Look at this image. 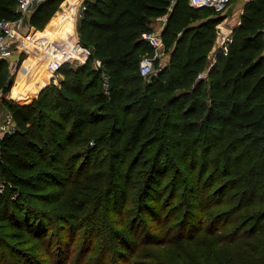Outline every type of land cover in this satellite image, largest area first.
Returning <instances> with one entry per match:
<instances>
[{"label": "trees", "instance_id": "trees-1", "mask_svg": "<svg viewBox=\"0 0 264 264\" xmlns=\"http://www.w3.org/2000/svg\"><path fill=\"white\" fill-rule=\"evenodd\" d=\"M62 1L44 0L27 22L50 30ZM84 2L77 29L89 58L63 63L59 82L51 80L29 104L3 97L16 128L0 136V260L130 264L136 248L149 244L165 253L174 246L177 257L152 251L145 255L151 262L134 264H217L214 250L245 240L238 263L264 264V0L246 3L228 51L213 62L223 16L212 7ZM165 14L169 57L158 58V71L147 78L140 62L154 47L143 35ZM20 15L16 0H0V18ZM8 67L1 59L0 89L13 86ZM170 154L202 160L197 176L189 167L179 194L175 183L171 198H163L160 174L174 166ZM204 230L200 259H180L179 249Z\"/></svg>", "mask_w": 264, "mask_h": 264}, {"label": "rangeland", "instance_id": "rangeland-1", "mask_svg": "<svg viewBox=\"0 0 264 264\" xmlns=\"http://www.w3.org/2000/svg\"><path fill=\"white\" fill-rule=\"evenodd\" d=\"M64 1L65 0H63L60 3L59 8L54 13V15L60 9L63 8ZM231 2H233V0L230 1V3L227 6V8L231 5ZM81 3L79 5V8L81 6ZM79 8H78V10H79ZM63 13H65V12L63 11ZM78 16L79 15L77 13V21L79 19ZM67 30H68V32H67ZM65 32H67V34ZM64 34H66V37L67 36H69V37L72 36V38H73L72 42L74 43L73 47L77 46V45L80 46L79 45V37L80 36H79V32L78 31L75 32L74 30H72L71 27H69V28H66L64 30ZM72 42H70V44H72ZM65 52H64V54H60V58L65 59V58H68V57H73V58L69 59L70 62H73L75 64L81 63V58L82 57H80V56H82L84 54L83 52H80V50H78V54H67ZM163 52L165 53V50ZM168 57H169V54H163L160 58L162 59L163 62H165L168 59ZM211 60L212 59H210L209 61L211 62ZM33 66L35 67V64ZM34 71H32L30 73V74H33V76L32 75L28 76L27 75L28 73L26 71H22L21 68L18 70V72H17V70L13 72V71L10 70V68L8 69L9 78H14L15 77V73L17 72L16 80L14 82L13 87H15V88L17 87L18 90L15 89L14 93H13V91L11 92V90H8L6 93H3L2 92L3 89H0V116H1L3 111H4V113H6V111L8 110L4 106V104H1L3 102L2 96H4L5 98L14 100V101H16L18 103H21V104H29L38 96V94L42 90V88L51 82V80H54L56 83H58L59 80H60V77H61V74L58 73V72L55 74V76H53V75L48 74L49 72H44V71L38 70L36 67L34 68ZM20 76H23L24 80H21ZM32 86L34 87V89L31 88ZM33 91H35V94L33 93ZM10 93H11V95H10ZM25 98H30V100H26ZM3 115H5V114H3ZM170 156L173 158V160H171V164H173L172 162H174V166L173 165H169V166L165 167V171H163V173L160 174V177H163V179L160 182L161 190H162V193H163V198H168V196L171 198V195H172V192H173L172 188H173L175 183H176V185L181 186L180 190L178 192V194H179L183 190V187H184V181H183L184 178H187V177L190 176L189 167L194 165V168H195L194 174H195V176H197L198 173H199V170H200L201 160H202V157L200 155L199 158L197 160H195V163L193 164V163H185L184 161L181 162L180 159L178 158V156L175 155V154H170ZM95 158L92 159V163H94V164H95V162H99L98 159H95ZM82 163H83V158L78 160V164H82ZM177 166H181V167H177ZM88 167H89V165H88ZM176 167H177V169H176ZM139 169H140V166L135 170V172L138 173ZM178 171H180V173H179V176L176 177V173H178ZM205 180L209 181L210 178L205 177L203 179V183L205 182ZM167 181H169L171 183L168 186L166 185V187L163 189V187H164V185H165V183ZM219 185H220V183L216 182V185L213 188H217L218 189L221 186V185L220 186ZM223 194H225L224 196L226 198L227 197L230 198V196L232 194V189L228 188V189L223 190ZM220 196H221V193L219 194L218 197H216V199L220 198ZM179 197H180L179 195L174 196V204L176 203L177 200H179ZM165 200H168V202H169V199H165ZM174 204H173V207L175 206ZM228 207H229V203L223 205V208H228ZM166 208L167 207H165V210H166ZM168 209L169 208H167V210ZM213 210H217V209L214 208ZM165 212H164V214H165ZM217 212H218V210L216 211V213ZM168 213L171 214L172 211L171 212L167 211V214ZM206 236H207V233L205 232V230L201 231L198 234V237H197L198 239L195 242L188 241L186 244H184L182 246V248L179 249V251H178L179 258L182 259V260H184V258H189V259H187L185 261L197 262L200 259L199 253L201 252V250L204 249V245H201L199 240L205 239ZM79 240L80 239L76 240V243L78 245V247L76 246V248H75L76 251L77 250L79 251L80 246H81V243H80ZM244 242H245V240H239V241L234 242L233 244H228V243L222 244L219 248H217L216 250H214L211 253V257L215 258L214 261L217 264H239L242 261L241 260V254L246 249V244H244ZM263 242H264V238L262 236V239L260 240L259 244L263 243ZM159 248L160 247H155V246H152V245L150 246L149 244H146V245L142 244V245H140V246H138L136 248L135 253L132 255V257L128 261H129L130 264H134V262L136 260H140V262H145V263L151 262V260L149 258L145 257V255L152 253V251L165 253V252L159 250ZM173 248H174V246L171 248L170 253H165V254H167L168 257L174 259L175 257H177V251H176V248L175 249H173ZM0 250H1V246H0ZM138 256H141L142 258H140ZM0 263L4 264V261L0 260Z\"/></svg>", "mask_w": 264, "mask_h": 264}, {"label": "built area", "instance_id": "built-area-1", "mask_svg": "<svg viewBox=\"0 0 264 264\" xmlns=\"http://www.w3.org/2000/svg\"><path fill=\"white\" fill-rule=\"evenodd\" d=\"M17 1V11L20 12V16L15 19L0 18V60L5 59L8 62L11 71H16L21 68L26 57L28 56L31 47L38 49L40 51V56L37 58L38 63L46 68L48 72H52V75L58 72L59 68L65 62H70L69 59L73 57L62 58H51L46 50L39 49L35 44L32 46L28 41H30V36L34 26L27 22L29 17L33 12L37 10L40 4L44 0H16ZM85 0L82 1L81 6L78 10V17L83 13L86 8ZM231 0H189L190 4L194 7H212L219 14H223L229 5ZM159 20L165 24L168 20V14L161 15L158 17ZM224 19L217 25V36L216 45L220 51H228V45L233 39L234 32L229 30L224 23ZM144 38L154 47V52L152 54H145L140 62V72L145 77H150L158 71L156 68V61L164 54L165 41L160 30H152L144 33ZM79 44L82 47V52L84 53L81 58V63L85 62L91 52L90 49L81 44L79 38ZM49 50H55L56 46L50 45ZM97 66L101 65V61L97 60ZM16 74V73H15ZM31 75V74H30ZM203 75V74H202ZM52 76V77H53ZM51 77V78H52ZM106 86L108 82L106 79ZM15 118L13 114L7 110L5 115L0 117V136L6 133L14 131ZM1 147V144H0ZM4 184L0 185V190L2 191Z\"/></svg>", "mask_w": 264, "mask_h": 264}, {"label": "crops", "instance_id": "crops-1", "mask_svg": "<svg viewBox=\"0 0 264 264\" xmlns=\"http://www.w3.org/2000/svg\"><path fill=\"white\" fill-rule=\"evenodd\" d=\"M83 0H67L66 2L63 3V8L60 9L58 11V15H57V19L58 22L56 24L55 27L53 28H49L48 29H44L43 31H37L36 29L33 28L32 30V35H35L33 40H35L36 43H39L43 48H48L51 44L56 46L55 50H46V52L48 53L49 56H59L60 54H78V50H80V52H82V47L81 46H74V43L72 42V36H67L66 34L68 32H65L66 34H64V30H65V26L69 24V27L72 28V30H74L75 32L78 31L77 29V13H78V8L80 3ZM249 0H233V2H231V5L225 10V12L222 14V18L225 20V26L229 29L232 30L233 32L235 31V29L239 26V24L241 23V16L244 12V8L246 3ZM63 11L65 13H63ZM212 16V15H211ZM169 17V14H168ZM28 20V19H27ZM165 24H163L159 18H157L154 23L153 26L156 30H160L163 33V30L165 28ZM34 26V25H33ZM35 27V26H34ZM67 27V28H69ZM49 31V34H41V32H46ZM32 45H33V41L31 40ZM70 42H72V44H70ZM216 42V39H215ZM80 45V44H79ZM33 47V46H32ZM218 46L216 45V43L214 44L212 50L210 51V55H209V59H212L211 61L213 62L215 60V58L217 57L218 51L219 49L217 48ZM43 49H41L42 51ZM68 50V51H67ZM34 54H36L34 52ZM164 54H169L166 49H165V53ZM38 55V53H37ZM39 56V55H38ZM37 56L35 55H28L23 63V65L21 66V70L22 71H26L28 74V76L30 75V73L32 71H34V68L36 67L38 70L44 71V72H48L44 66L38 63L39 60H37ZM30 64V65H29ZM35 64V67L33 66ZM34 67V68H33ZM35 72V71H34ZM48 74L52 75V72H49ZM19 75V74H18ZM33 76V74H31ZM16 76H17V72L15 74V77L13 78V85L14 82L16 80ZM40 78V77H39ZM21 80L23 79V76H20ZM20 80V81H21ZM31 88L34 89V87L32 86ZM15 89H18L17 87H13L11 88V92L13 91V93L15 92ZM32 89V90H33ZM31 90V89H30ZM11 95V93H10ZM13 95V94H12ZM4 96H2L3 98ZM3 104V102L1 103ZM4 111L2 112L1 116H3Z\"/></svg>", "mask_w": 264, "mask_h": 264}, {"label": "bare ground", "instance_id": "bare-ground-1", "mask_svg": "<svg viewBox=\"0 0 264 264\" xmlns=\"http://www.w3.org/2000/svg\"><path fill=\"white\" fill-rule=\"evenodd\" d=\"M81 1V0H80ZM34 36L35 35H32L31 34V36H30V41H28L29 43H30V45L32 46V42H31V40L33 41V38H34ZM32 49H30V52H29V54L28 55H36L38 58H39V56L37 55V54H34V49H33V47H31ZM51 58H60L59 56H50ZM51 72V71H50ZM26 100H30V98H25Z\"/></svg>", "mask_w": 264, "mask_h": 264}, {"label": "water", "instance_id": "water-1", "mask_svg": "<svg viewBox=\"0 0 264 264\" xmlns=\"http://www.w3.org/2000/svg\"><path fill=\"white\" fill-rule=\"evenodd\" d=\"M10 88V84H6L2 90L3 93H6Z\"/></svg>", "mask_w": 264, "mask_h": 264}]
</instances>
